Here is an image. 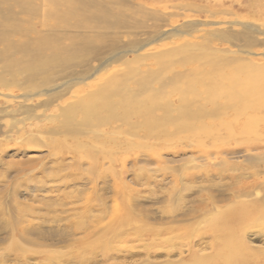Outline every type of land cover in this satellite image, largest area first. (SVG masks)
<instances>
[{"label": "rangeland", "instance_id": "obj_1", "mask_svg": "<svg viewBox=\"0 0 264 264\" xmlns=\"http://www.w3.org/2000/svg\"><path fill=\"white\" fill-rule=\"evenodd\" d=\"M138 1L145 3L149 12L189 10L188 14L203 20H210L209 14L199 10L210 5L212 10L225 11L212 21L222 18L250 23L264 31V0ZM225 44L235 53L222 57L236 62L195 67L205 72L197 78L217 81L216 88L237 87L245 95L253 87L264 89V65H260L264 57L254 56L259 60L255 64L246 53L264 54V46L246 49ZM178 67L173 69L183 70ZM205 90L189 96L195 100ZM166 91V99L176 94L171 88ZM262 91L250 104L249 100L246 104L224 99L205 103L209 111L221 108L217 116L177 122L160 119V124L151 128L146 119L135 116L127 124L115 123L121 128L114 134H105L103 128L89 136L58 132L64 121L55 119L58 113L45 108L28 111L0 96L5 104L0 110V264H203L223 253L226 236L231 237L229 248L240 244L247 249L244 264H264V172L251 176L253 170L245 171L247 163L239 164L240 170L233 172L232 167L220 166L221 159L214 158H226L234 149L264 154ZM12 92L26 96L34 91L0 88V93ZM77 119L82 120V116ZM200 150L212 154L209 170L225 169L234 176L213 177L206 182L189 180L190 190L182 193L187 207L210 204L216 208L188 218L178 216L173 222L162 213L173 211L170 197L164 193L181 187L173 184L172 170L184 168L195 173L190 170L194 165L206 163L199 156ZM254 189L260 191L259 198L243 196ZM230 194V201L222 202L224 197L210 200L211 196ZM83 222L90 227L80 229ZM228 222L230 226H226ZM20 228L30 232L22 238Z\"/></svg>", "mask_w": 264, "mask_h": 264}, {"label": "bare ground", "instance_id": "obj_2", "mask_svg": "<svg viewBox=\"0 0 264 264\" xmlns=\"http://www.w3.org/2000/svg\"><path fill=\"white\" fill-rule=\"evenodd\" d=\"M144 5L138 0H0V88L34 91L26 96L13 92L0 93V96L7 99L6 103L28 111L45 108L58 113L53 115L55 119L64 118L58 132L89 136L100 133L98 130L103 128H106L105 134H112L121 128L115 123L127 124L135 116L146 119L150 128L158 126L160 119L162 122H177L181 118L217 116L221 108L209 111L204 104H215L221 99L235 103L249 100L250 104L263 93L262 87L248 88L247 95L236 90L237 87L216 88L217 81L199 79L197 76L205 72L193 69L206 65L222 67L236 62L222 57L224 53H235L230 47L226 48L225 43L246 49L264 46L261 28L250 23L223 21L222 18L221 21H212L225 11L212 10L210 5L206 10H199L202 14H209L210 20L188 14L189 10L176 14L149 12ZM246 53L252 56V63L258 57H264L257 52ZM178 66L183 70L173 69ZM77 86L81 88L77 89ZM169 88L176 94L166 99ZM203 88L206 89L203 95H196L195 100L190 98V94ZM4 105L0 101V110ZM158 111L163 115L157 116ZM78 115L82 120L77 119ZM198 152L206 163L194 165L190 170H196L195 173H188L184 168L172 170L173 184L181 187L176 192L164 193L170 197L173 211L162 213L173 222L178 216L188 218L216 208L210 204L191 207L193 209L187 207L182 193L190 190L187 187L189 180L230 179L234 173L229 172L239 171L242 163L249 165L245 171L253 170L251 176L264 172V154L253 155L251 151L237 152L234 149L226 153V158L214 157L221 159L220 166L232 167L229 171L209 170L212 154L206 150ZM230 160L241 162L232 164ZM259 193L254 189L243 196L257 197ZM232 195L211 196L210 200L224 197L222 202L230 201ZM230 225L228 222L226 226ZM79 227L88 229L90 225L83 222ZM2 230L5 229L2 227ZM29 232L30 229L20 228L18 233L23 238ZM230 238L226 236L223 240L222 254L214 255L212 262L202 263H246L244 253L247 249L240 244L237 248H233L236 245L229 248L227 241Z\"/></svg>", "mask_w": 264, "mask_h": 264}]
</instances>
